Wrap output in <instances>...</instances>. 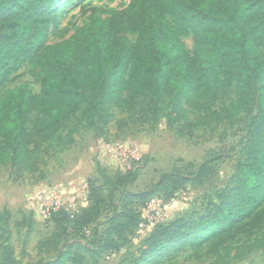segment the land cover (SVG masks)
Masks as SVG:
<instances>
[{
	"label": "trees",
	"instance_id": "obj_1",
	"mask_svg": "<svg viewBox=\"0 0 264 264\" xmlns=\"http://www.w3.org/2000/svg\"><path fill=\"white\" fill-rule=\"evenodd\" d=\"M56 1L0 0V138L5 148L13 147L12 165L29 169L22 159L32 152L29 145L38 148L51 140L83 105L80 112L88 115L90 127L107 123L111 106L129 111L143 103L142 121L151 111L157 119L183 122L180 133L189 136L213 123L250 116L230 193L198 217L156 226L141 261L165 247L199 251L243 231L264 208V0H131L127 11L109 18L93 14L89 24L50 49L47 15ZM190 35L192 52L182 42ZM24 66L39 81V92L27 84L8 87ZM233 92L228 106L213 109ZM187 108L198 112L197 118L190 119ZM71 134L64 146L74 143ZM169 175L174 174L164 173L160 183ZM152 195H137L134 207L124 203L108 222L102 251L116 249L126 228L140 224L139 207ZM89 202L74 219L75 230L98 219L99 204L91 196ZM59 211L53 213L66 214ZM12 251L4 246L0 264H17ZM82 251L97 256L76 242L40 264H84Z\"/></svg>",
	"mask_w": 264,
	"mask_h": 264
},
{
	"label": "rangeland",
	"instance_id": "obj_2",
	"mask_svg": "<svg viewBox=\"0 0 264 264\" xmlns=\"http://www.w3.org/2000/svg\"><path fill=\"white\" fill-rule=\"evenodd\" d=\"M130 2L57 0L47 15L51 20L48 47L52 49L73 37L90 23L93 14L106 19L114 11H127ZM182 42L187 50H194L193 35L182 38ZM19 84H27L36 93L40 91V83L29 66L22 67L8 87ZM234 99L235 92L231 99H220L213 109L224 108ZM84 106L51 140L41 141L38 148L29 145L32 152L22 155L29 169L22 164L12 165L13 147L5 148L6 142L0 138V259L6 244L13 248L11 257L15 263L40 264L79 242L97 255L82 251L84 264H264V208L243 231L221 244H207L199 251L165 247L141 261L156 226L180 217H198L218 204L220 195L230 193L248 142L250 116L213 123L195 129L189 136L180 133L183 122L165 116L157 119L151 111L142 121L141 110L146 107L143 103L129 111L111 106V119L98 127L88 125V115L80 112ZM187 115L194 120L198 112L187 108ZM68 131L74 143L64 146L62 141ZM118 144L125 147L105 148ZM164 173L174 175L160 183ZM56 189L63 192L65 199H75L77 205L60 210L66 214L52 212V220H43L38 202ZM142 194L152 195L145 207H139L143 226L131 224L116 249L102 251L109 220L124 203L134 207L139 200L135 197ZM90 196L100 206L99 217L83 230H75L74 219L90 204ZM151 200L156 201L157 211L148 208ZM5 206L12 208L9 215ZM182 241H173L170 246Z\"/></svg>",
	"mask_w": 264,
	"mask_h": 264
},
{
	"label": "built area",
	"instance_id": "obj_3",
	"mask_svg": "<svg viewBox=\"0 0 264 264\" xmlns=\"http://www.w3.org/2000/svg\"><path fill=\"white\" fill-rule=\"evenodd\" d=\"M107 146V145H103ZM125 147L123 144H118L117 146L108 145V148L119 149L121 150ZM77 205L75 199H65L64 194L60 189H56L48 193L45 199L40 200L38 202V211L43 220H48L51 217L52 212L59 211L61 209L71 210ZM155 207V208H154ZM148 208L153 211L156 210V201L151 200L150 204H148ZM143 226L142 223H140Z\"/></svg>",
	"mask_w": 264,
	"mask_h": 264
},
{
	"label": "crops",
	"instance_id": "obj_4",
	"mask_svg": "<svg viewBox=\"0 0 264 264\" xmlns=\"http://www.w3.org/2000/svg\"><path fill=\"white\" fill-rule=\"evenodd\" d=\"M101 154V153H100ZM69 157V156H68ZM66 160H67V157H66ZM80 190V189H79ZM80 192V191H79ZM5 209H9V210H12V208L11 207H9V206H5Z\"/></svg>",
	"mask_w": 264,
	"mask_h": 264
}]
</instances>
